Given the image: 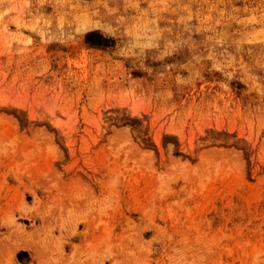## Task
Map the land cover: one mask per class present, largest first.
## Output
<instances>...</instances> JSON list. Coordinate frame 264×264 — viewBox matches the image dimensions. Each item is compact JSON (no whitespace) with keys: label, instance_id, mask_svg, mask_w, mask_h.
<instances>
[{"label":"rangeland","instance_id":"1","mask_svg":"<svg viewBox=\"0 0 264 264\" xmlns=\"http://www.w3.org/2000/svg\"><path fill=\"white\" fill-rule=\"evenodd\" d=\"M0 264H264V0H0Z\"/></svg>","mask_w":264,"mask_h":264},{"label":"trees","instance_id":"2","mask_svg":"<svg viewBox=\"0 0 264 264\" xmlns=\"http://www.w3.org/2000/svg\"><path fill=\"white\" fill-rule=\"evenodd\" d=\"M91 44H96V45H99V43H98V42H91Z\"/></svg>","mask_w":264,"mask_h":264}]
</instances>
